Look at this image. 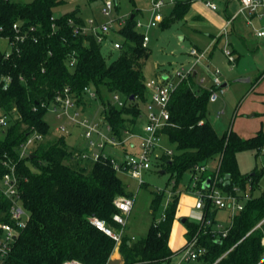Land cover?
<instances>
[{
    "label": "trees",
    "instance_id": "trees-1",
    "mask_svg": "<svg viewBox=\"0 0 264 264\" xmlns=\"http://www.w3.org/2000/svg\"><path fill=\"white\" fill-rule=\"evenodd\" d=\"M195 1L176 0L158 25L168 27L182 20ZM62 2L0 0V34L13 37L12 24L21 21V29L37 37L36 42L27 38L20 43V52L13 51L9 57L0 49V108L11 117L0 138V160L6 155L17 161V151L27 137L32 133L41 136L31 153L18 161L21 198L29 219L4 264H61L68 259L109 264L115 241L92 225L90 218L116 225L112 221L117 212L115 198L132 196L107 160L82 158L81 150L70 148L63 135L49 138L51 129L44 115L55 94L65 86L83 103V87L91 85L97 94L93 103L102 105V114L117 135L127 123L136 124L141 114L139 103L147 99L143 66L151 53L149 46L142 44L143 34L135 29L137 11L133 10L125 24L113 31L123 40L116 57L110 60L115 49L104 53L94 35L73 34L68 19L83 22L77 11L55 13ZM118 2L114 1L115 8ZM31 26L34 31L29 30ZM72 59L74 63L70 65ZM6 77L10 78L8 83ZM196 83L191 73L173 88L168 102L169 124L162 132L174 153L163 156L160 166L170 173L174 189L195 166L205 165L208 169L214 162L215 168L205 176L216 177L217 185L225 192L235 194L238 188L244 194L247 183L251 189L256 184L257 173L241 174L236 153L259 150L264 132L258 131L247 139L231 129L218 133L207 119L210 90ZM111 93L121 95L125 105H113ZM3 169L0 163V173ZM189 182L190 177L185 190ZM167 191L152 192V219L145 236L122 237L118 251L123 264H168L178 253L169 247L168 239L180 193L172 190L171 199L156 214L164 195L168 198ZM7 205L0 195V206ZM217 211L207 204L203 221H184L186 240L196 236L197 245L205 248L196 260L203 264H264V196L250 194L224 228L225 235L214 228Z\"/></svg>",
    "mask_w": 264,
    "mask_h": 264
},
{
    "label": "built area",
    "instance_id": "built-area-1",
    "mask_svg": "<svg viewBox=\"0 0 264 264\" xmlns=\"http://www.w3.org/2000/svg\"><path fill=\"white\" fill-rule=\"evenodd\" d=\"M115 0H105L101 12L104 16L109 17L114 7ZM198 1V0H196ZM203 5L210 10L216 11L217 5L210 0H199ZM176 0H150L152 20L147 24V28L156 27L163 19L161 9L165 6L172 5ZM239 10L232 14L226 21L230 25L234 20L243 15L245 23L251 26L253 34L256 38L264 39V0H238ZM68 23L75 35H94L97 42L106 46L111 40L109 35L113 30V25L118 24L121 28L123 20L116 21L107 20L96 23L92 18L83 20L82 23H77L74 19L69 18ZM21 21H16L12 24L14 30L13 37L3 36L0 34V40L5 41L7 48L4 49V56L9 57L12 52H20V43H23L27 38H31L36 42V36H29L26 30L21 29ZM34 26L29 28L34 31ZM143 23L136 21L135 29L143 34V46H147L149 37L145 31H142ZM3 28L0 25V33ZM224 33H220L222 36ZM120 42H111V49L119 48ZM224 53L227 56L229 63L234 65L235 55L232 51L225 48ZM190 54L195 58V61L188 68L187 72L176 71L178 80L186 78V74L194 73V65L199 58L205 57L207 51L202 53L192 49ZM74 59L69 64L72 65ZM189 71V72H188ZM173 76L170 74H159L155 78L145 81L147 90V99L141 103V114L137 119L136 124L127 123L121 129L120 135H117L111 125L102 114V105L94 104L97 100L95 89L89 85L83 87L82 97L83 103H79L77 96L71 91L70 87L65 86L62 90L55 94L53 101L48 104V109H51L56 118L59 120L57 126L62 132L69 133V127L79 129L84 145L80 151L82 158H88L92 161L107 160L119 176H126L135 181L136 190L145 183L144 175L152 168L159 166L163 160V156H172L173 148L163 143V138L167 136L162 132V129L169 124L170 113L168 102L176 81H173ZM6 83L10 81L9 77L4 78ZM212 87L210 89L209 101L215 102L219 98V94L223 93L224 88L219 79V71L216 69L212 73ZM110 99L113 105L123 107L125 101L118 93H111ZM44 105V104H42ZM220 112L216 115L219 116ZM7 116L3 114L0 117V125L3 127L7 124ZM143 119L142 123L138 121ZM62 136V135H61ZM41 139L37 133L30 134L27 139L20 145L18 149L17 161L4 155L0 160L1 166L4 167L0 173V195L8 201L6 207L0 206V264H4L7 257L14 248L15 242L20 234V231L26 226L29 219V213L24 208L21 198V181L22 175L18 170V161L31 153L36 142ZM159 169V168H158ZM207 166H195L194 171L190 172L189 189L195 195L194 206L202 211L200 221L204 219V211L206 205L209 204L216 209H227L231 217L243 208V203L239 199V189L235 188L236 192L228 193L223 191L217 185L216 177L211 179L208 187L202 189L199 187L206 174L204 171ZM132 196H120L115 198L114 205L117 212L113 213L112 221L119 226L115 229L106 221L92 217L90 223L105 234L110 236L115 245H119L124 236V227L127 223L128 215L133 207L134 199ZM249 195L246 194L245 199ZM206 224L210 225L211 221L206 219ZM215 228L222 230V235L226 234V229L221 227V224L215 223ZM133 238V236H132ZM264 243V239L262 240ZM205 253V248L197 245L196 236L184 243L177 253V259L174 264H187L195 261L199 256ZM61 264H83L77 259H68Z\"/></svg>",
    "mask_w": 264,
    "mask_h": 264
},
{
    "label": "rangeland",
    "instance_id": "rangeland-1",
    "mask_svg": "<svg viewBox=\"0 0 264 264\" xmlns=\"http://www.w3.org/2000/svg\"><path fill=\"white\" fill-rule=\"evenodd\" d=\"M62 1L55 8L56 14L60 15L77 11L83 20H85L84 18H92L99 24L107 20L116 19L117 21V19L120 20L122 18L124 25L126 17L133 10L137 11L136 20L143 23V28L141 29L149 37L148 46L151 51L143 66L145 81L155 78L159 74H170L173 76V81L177 82L178 75L174 74V72L181 71L186 73L195 61V58L190 54L191 50L196 49L200 53L206 50L207 55L199 58L193 67L196 72L195 81L198 83H196V86L200 85L199 87L201 89L210 90L213 85L212 73L216 69L219 71L220 82L226 83V86L223 87V93L219 94V98L215 102L209 101L207 103V119L218 133L231 129L240 137L247 139L254 136L258 131L264 132V39L256 38L251 26L244 23L243 15L238 17L232 25H227L223 17L226 0H210L218 6L219 13L207 10L198 2L190 6L191 8H189L182 20L172 22L168 27L157 25L152 28L146 27L153 16L150 9V0H118V6L112 9L109 17L104 16L101 12L105 0ZM238 7L236 1H231L228 4V10L231 12L237 10ZM169 8V6L163 7L161 13L167 15ZM189 12L191 13L190 15L188 14ZM196 12H199L205 17L212 28H206L204 25L206 24V20ZM223 27L224 29L222 30ZM119 28L117 23L113 25V30L118 31ZM220 29L223 31L221 33H224L222 38L216 44L211 43L214 37L213 40L219 38ZM206 31H209L207 38L204 36ZM110 36L112 39H118L119 42L123 40L122 37L112 33H110ZM106 47L108 46L102 47L104 53L107 49H110ZM6 48L7 44L5 45V41L0 40V49L4 51ZM225 48L232 51V54H237L234 58L235 63L233 66L229 63L224 53ZM116 49L113 51L110 60L116 57ZM186 75L187 77L189 76L188 74ZM238 78H249V81L240 82L237 81ZM139 105L141 106V103ZM217 112H220L219 116H216ZM3 114L0 108V117ZM44 119L51 129L49 138L63 135L70 148H77L79 150L83 148L84 142L79 129L66 125V128L69 127V133L62 132L57 128L59 120L51 109L45 112ZM10 120L11 117H7V124L3 127L0 125V138L3 137L2 131L10 124ZM138 122L142 123L143 119L141 118ZM163 143H167L166 138H163ZM236 161L241 174L257 173L254 187L251 189L250 184L247 183L245 193L243 194L239 191V199L241 202L244 203L246 194H251L254 197L264 196V140L259 150L247 149L237 152ZM158 168L164 172H158ZM214 168L215 163L211 162L209 168L204 173L209 174L208 171ZM169 177L170 173L165 172V169L159 165L144 175L145 183L136 190L135 181L126 176H122L127 189L134 192V204L128 215L126 226L124 227V232L129 236H133L134 238L145 236L152 219L150 203L153 191L168 190L167 194L169 193L168 198L164 195L161 205L158 211H156L157 215L162 211L164 202L171 199L173 190L174 193H180L179 202L182 210L189 211L191 214L193 212L198 214L196 218V215L194 216L189 213L188 220L191 222L200 221L202 211L196 209L194 206L195 195L185 190L188 174L185 173L179 185L174 189H171L173 178L169 180ZM192 199L194 202L190 205V200ZM228 212L227 209H218L216 213V218L221 220L227 219V222L222 221L221 227L223 229L231 221L230 213ZM177 221L178 219L175 217L172 225L174 222L175 224L172 226L170 232L173 245L180 239L182 227L186 230L184 223H177ZM112 226L115 229H119L117 225ZM215 227L216 225H214ZM118 248L119 245H115L109 264H123V259ZM187 264L203 263L195 260Z\"/></svg>",
    "mask_w": 264,
    "mask_h": 264
},
{
    "label": "crops",
    "instance_id": "crops-1",
    "mask_svg": "<svg viewBox=\"0 0 264 264\" xmlns=\"http://www.w3.org/2000/svg\"><path fill=\"white\" fill-rule=\"evenodd\" d=\"M231 1H236L237 2V4H238V6H239V2H238V0H226V3H225V7H224V13H223V17H224V19L227 21V19L232 15V14H234V13H236L238 10H239V7H238V9L237 10H235V11H233V12H231V11H229L228 10V4L231 2ZM198 2H200L202 5H203V3L201 2V1H196V2H193L192 4H191V6L193 5V4H195V3H198ZM203 7L204 8H206L207 10H209V11H211V12H214V13H219V10H218V8H217V10L216 11H213V10H210L209 8H207V7H205L204 5H203ZM218 7V6H217ZM191 8V7H190ZM139 11V10H138ZM191 12V11H190ZM188 13L189 15L191 14V13ZM195 12V11H194ZM196 13H198V14H200L199 12H196ZM201 15V14H200ZM202 16V15H201ZM240 16H242V15H240ZM240 16H238V17H240ZM203 17V16H202ZM237 17V18H238ZM204 19H205V17H203ZM236 18V19H237ZM84 19H86V18H84ZM88 19V18H87ZM235 19V20H236ZM206 20V24H204L205 25V27L206 28H212V26L210 25V23H209V21L207 20V19H205ZM234 20V21H235ZM243 20H244V18H243ZM234 23V22H233ZM232 23V24H233ZM244 23H245V20H244ZM232 24H230V25H232ZM246 24V23H245ZM247 25V24H246ZM225 27V26H224ZM224 27L222 28V30L224 29ZM213 32H215L214 30H213ZM221 32H223V31H221V29L219 30V34L221 33ZM112 34H114V32L112 31L111 32ZM208 33H209V31H206L205 32V34H204V36L207 38L208 37ZM116 35V34H115ZM183 37V36H182ZM198 37V36H197ZM109 38H110V42L106 45V46H108V48H111V42H113V41H118V39H112L111 38V36L109 35ZM198 38H200V37H198ZM215 38V37H214ZM213 38V39H214ZM222 38V36L220 37L219 36V38L218 39H215V40H213L212 39V41H211V43H213V44H216L220 39ZM203 41V40H202ZM204 42V41H203ZM210 43V44H211ZM207 45V44H206ZM205 45V46H206ZM204 46V47H205ZM235 56H237V54H234ZM235 63V62H234ZM157 72V71H156ZM195 74H196V72H194L193 73V75L195 76ZM223 84V83H222ZM223 87H225V86H223ZM217 116V115H216ZM167 140V139H166ZM166 145L167 146H169V147H171L172 148V146H170L168 143H166ZM210 172V171H209ZM188 177H189V174H188ZM180 200H181V198H180ZM193 199L192 200H190V205H192L193 204ZM191 214V212H189V211H185V210H182V206L180 205V202H178V206H177V211H176V215H175V217L178 219V221H177V223H184V222H182L181 221V218H186V219H188V214ZM229 213V212H228ZM191 215H196V218H197V215L198 214H196L195 212H193ZM229 217V216H228ZM200 220V219H199ZM176 221V220H175ZM216 221H218L219 222V224H221L222 225V221H226L227 222V219H223V220H221V219H219V218H216ZM217 222V223H218ZM174 224H175V222H174ZM173 224V225H174ZM172 225V226H173ZM183 229L181 230V237H180V239L176 242V244H174L173 245V243H172V236H171V233H170V235H169V239H168V245H169V247L173 250V251H178V250H180V248H181V246L182 245H184V243L186 242V238H185V236H184V233H186V230L184 229V227H182ZM125 234H127V233H125ZM180 247V248H179ZM179 248V249H178ZM176 249H178V250H176ZM112 255V254H111ZM176 259H177V254H175V255H173L172 256V258H171V260H170V262L168 263V264H174L175 263V261H176ZM110 262V261H109Z\"/></svg>",
    "mask_w": 264,
    "mask_h": 264
},
{
    "label": "water",
    "instance_id": "water-1",
    "mask_svg": "<svg viewBox=\"0 0 264 264\" xmlns=\"http://www.w3.org/2000/svg\"><path fill=\"white\" fill-rule=\"evenodd\" d=\"M180 37H181V36H180ZM237 81H240V82H246V81H249V78H238ZM223 86H226V83H223V84H222V87H223ZM163 172H164L163 170L160 171V173H163ZM225 178H226L225 183H227V182H228V175H226ZM210 182H211V177H206V179H205V180L203 181V183H202V188H206V187H208L209 184H210ZM185 220H186V218H181V221H182V222H184Z\"/></svg>",
    "mask_w": 264,
    "mask_h": 264
}]
</instances>
